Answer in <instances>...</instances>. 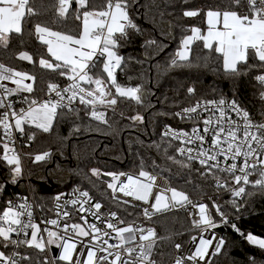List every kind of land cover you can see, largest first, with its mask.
<instances>
[{
	"label": "snow or ice",
	"instance_id": "obj_1",
	"mask_svg": "<svg viewBox=\"0 0 264 264\" xmlns=\"http://www.w3.org/2000/svg\"><path fill=\"white\" fill-rule=\"evenodd\" d=\"M52 7L59 19H66L72 11L80 22L78 35L55 31L41 22H34L33 18L41 14L34 6V0H0V47L7 49L13 35L22 38L26 26L31 24L32 31L28 34L35 36L50 58L40 56L34 59L28 51H20L17 58L31 64L38 63L42 69L58 73L70 81L63 88L49 83L46 93L49 99L41 101L23 96L22 101L27 107L17 109L11 98L21 93H33L36 76L0 63V137L8 141L3 143L2 159L12 166L13 183L23 171L20 154L10 147L15 143L16 133L25 135L27 127L50 132L61 109L79 118L75 107L77 103L87 109L86 114L92 119L108 124V114L100 110L101 107L114 110L120 100L134 101L139 105L147 97L142 86L121 85L116 77V71L122 69L125 62L118 49L123 41L130 39V33L141 32L130 15L132 7H143L140 0H104L100 6L91 4L90 0H55ZM150 7L159 5L153 3ZM182 14L189 18L203 14L206 31L197 26L190 27L189 34L182 37L170 67L191 62L193 44L199 41L209 56L218 54L225 72L239 74L242 66L248 70L256 67L264 69V0H226L223 6L186 8ZM156 43L154 39L146 41L147 46ZM99 58H103L101 74H93ZM250 59L257 63L249 64ZM256 79L264 85V74ZM5 82H10L14 87H9ZM187 92L195 95L196 89L189 87ZM53 94L54 99L51 98ZM175 116L195 123L190 130L166 127L163 136L168 138V146H172V141H178L179 146L175 151L187 162L177 160L175 156L168 159L185 168H190L191 162H197L204 168V172L200 173L202 176L211 177L217 188H227L234 198L247 195L245 186L249 184L264 189V123L253 121L250 113L235 99H199L190 107L182 108ZM131 119L143 122V116L139 114ZM75 131L78 132L79 127ZM28 139H35V133L29 134ZM49 156L50 153L44 152L34 159L43 161ZM91 173L98 178L111 177L107 188L117 204L128 205L132 202L121 199L118 194H122L124 198L148 205L142 210L147 219L185 209L189 205L197 209L193 215L198 219H193L192 224L200 230L201 235L199 238L195 235L191 237L195 248L187 255L181 253L176 256L173 264H211V258L223 250V238H217L214 231L207 237L204 235L228 223V217L220 205L213 204L210 209L208 204L193 203L187 193L174 187L158 186L157 177L144 170L143 165L135 175L101 173L96 168L91 169ZM217 173L227 174L238 187H229L228 182ZM253 175L258 178L250 180ZM157 187L160 190L153 195ZM63 195L61 193L54 197L56 218L43 221L54 228H41L35 222L33 205L27 202V198L24 203L16 205L9 202V206L0 213V264H32L30 255L19 251L9 255L2 249L23 246L44 253L53 245L62 249L56 259L65 264H157L153 259V250L158 241L166 237L158 236L154 228L145 229L135 221L124 227L119 226L124 225L125 221L115 211L101 213L103 204L93 202L88 191L77 189L71 194L74 198L62 201ZM231 203L239 209L236 199ZM68 206L79 214L80 222H72L73 212L67 210ZM213 211L220 217L219 222L213 216ZM89 216L100 221L103 227L89 222ZM232 228L240 233L235 224H232ZM126 233H132L130 240L125 238ZM241 235L251 244L264 249V238L251 233ZM21 236L23 239L19 238ZM107 238H113L118 243H109ZM78 246L81 251L77 250ZM174 247L180 252L182 245L177 243ZM37 264H49V259L45 257Z\"/></svg>",
	"mask_w": 264,
	"mask_h": 264
},
{
	"label": "trees",
	"instance_id": "obj_2",
	"mask_svg": "<svg viewBox=\"0 0 264 264\" xmlns=\"http://www.w3.org/2000/svg\"><path fill=\"white\" fill-rule=\"evenodd\" d=\"M103 2L90 0L96 6ZM225 2L140 0L143 7H132L130 15L141 32L130 33V39L123 41L122 47L118 49V54L125 58V62L122 69L117 70L116 77L121 85L142 86V91L147 93L145 102L138 105L134 101H118L114 110L108 108V124L91 120L84 106L79 105L76 106L79 118L62 109L50 132L27 127L22 145L27 181L22 173L13 183L12 166L0 155V186L3 187L0 191V213L13 198L32 192L38 206L47 214L58 191L78 187L88 189L124 216L128 208L110 201L107 183L111 177L98 178L92 175L91 169H99L101 173H138L143 165L144 170L167 177L172 186L187 193L190 199H214L226 216L240 227L241 233H253L264 238V189L252 184L248 186L247 195L238 202L237 210L231 203V193L225 188H217L210 177L202 176L200 173L203 171L199 165L191 162V167L185 168L168 159L169 156H175L177 160L185 161V157L175 151L178 143L172 141L169 147L168 138L162 135V128L168 123L183 126L182 120L175 113L199 98L232 96L256 117H264V85L256 79L264 73V69L256 67L248 70L242 66L239 74L225 72L218 54L209 56L199 41L193 45L191 62L169 66L180 47L182 37L189 34L188 29L192 26L206 29L203 14L189 18L183 16V11L186 8L223 6ZM153 3L159 7H150ZM53 4L55 0H34V6L41 13L33 18L34 22H41L55 31L78 35L80 22L75 19L72 11L66 19H59ZM31 31L32 25L29 24L22 38L13 35L7 49L0 47V62L35 75L32 97L36 98L47 92L49 83H63L67 78L42 69L38 63L31 64L17 58L20 51H28L34 59L40 56L50 58L35 36L28 34ZM151 39L157 43L147 46L146 41ZM102 60L99 58L93 74H100ZM256 63L254 59L249 60V64ZM189 87L196 89L195 95L187 92ZM137 114L143 116V122L131 119ZM77 127L78 132L75 131ZM31 133H35V139H28ZM44 152L50 153V156L43 161H35L34 157ZM153 223L160 231L159 236L166 237L158 241L157 245L158 254L165 259L172 257L175 244L186 242L192 233L188 215L180 212L157 214ZM241 233L228 229L223 237L224 248L214 256L213 264H264V249L248 242ZM29 254L32 264L44 259V254L35 249H29Z\"/></svg>",
	"mask_w": 264,
	"mask_h": 264
},
{
	"label": "built area",
	"instance_id": "obj_3",
	"mask_svg": "<svg viewBox=\"0 0 264 264\" xmlns=\"http://www.w3.org/2000/svg\"><path fill=\"white\" fill-rule=\"evenodd\" d=\"M194 44H195V43H194ZM194 44H193V45H194ZM0 63H2V62H0ZM261 74H264V73H261ZM261 74H260V75H261ZM116 75H117V71H116ZM5 83H7L9 87H14V85H12L10 82H5ZM53 83H56V84L60 85V86L63 88V87H66V86L70 83V81L67 79V81H66V82H63V83H60V82H53ZM259 83H260V82H259ZM260 84H261V83H260ZM47 89H48V87H47ZM47 92H48V90H47ZM47 92H46V93H47ZM33 93H34V92H33ZM33 93H31V94H28V93H21V94H18V95H16V96L12 97L11 99L15 101V107H16L17 109H19V108H26L27 105H26L25 103H23V101H22V97H23V96H29L30 98H35V97H32V94H33ZM46 93H45L44 95H42V96L36 97L35 99H37V100H41V101H42V100H45V99H49L50 97L47 96ZM51 98H53V99L55 98L54 94L52 95ZM223 98H224V97H223ZM199 99H203V98H199ZM199 99H197V100H199ZM211 99H218V98H211ZM225 99H227V100L235 99V100L240 104V106H241L242 108L246 109V110L250 113L251 119H252L253 121H255V122H257V123H264V117H262V118H258V117H256L255 115H253V113H251L246 107H244V106L242 105V103H241L240 101H238V99H236L235 97H232V96H225ZM197 100H196V101H197ZM193 104H194V103H193ZM191 105H192V104H191ZM191 105L184 106V107H190ZM76 106H79V104L77 103V104L75 105V107H76ZM81 106H82V105H81ZM184 107H182V108H184ZM61 110H62V109H61ZM61 110H60V111H61ZM86 110H87V109H86ZM100 110H102V111H106L107 114H108V108L105 109V108L101 107ZM180 110H181V109H180ZM180 110H178V112H179ZM88 117H89L91 120H93V121H95V122H98V121L92 119L89 115H88ZM234 118H235V117H234ZM180 120H182L183 126H173V125H171V124L168 123V125H165V126L162 128V129H163V131H162V135H163V133H164V131H165V129H166L167 126H171L173 129H184V130H190L191 127L193 126V124L195 123L194 121H188V120H184V119H180ZM24 136H25V135L21 136V135H19L18 133H16V134H15V143L12 144V145H10V147H14L15 150L17 151V153L20 154V156H21V163H22V169H23L22 173H23V175H25V177H26V181H27L28 176H26V168H25V162L23 161V150H22V148H23V147H22V145H23V139H24L23 137H24ZM166 138H167V137H166ZM7 142H8V141H7L6 139L0 137V148H1V150H0V155H1V157H2V154H3V143H7ZM174 142L178 143V145H179V142H178V141H174ZM181 157H183V156H181ZM194 163H196L197 165H199L197 162H194ZM199 166H200V165H199ZM200 167H201L202 171L204 172V168H203L202 166H200ZM127 173H131V174H133V175L137 174V173H134V172H127ZM150 173H151L152 175H154V176L157 177V181H156V183H157L158 186H163V187H165V188L174 187V186H172L171 182L167 179V177L163 176L162 174L157 173V172H155V173H154V172H150ZM237 174H239V173H237ZM217 175H219L220 178H221L222 180L227 181L229 187H238L237 185L234 184V182H232L231 178H230L227 174H224V173H217ZM257 178H258L257 175H253V176L250 177V180H255V179H257ZM121 179H124V177H121ZM210 179H211L212 181H214L211 177H210ZM248 186H251V184L245 186L246 190H247V187H248ZM77 189H79V190H81V191H88L89 194H90V196L93 198V202H100V203H102V204H103V208L101 209V213H107L108 211H115V212H117L118 216H119L121 219H123V220L125 221V224H124V225H119V226L124 227V226H127L128 223H131V222L135 221L136 224L142 226V227L145 228V229H147V228H154V229L156 230L158 236H159L160 231L158 230V228L156 227V225L153 223V220H154V218L156 217V215L153 216L152 219H147V218L143 215L142 210H143L144 207H148V205L144 204L143 202H140V201H134V200H132V198H124V197H122V194H118V195H121V199H128V200L132 201V202H131L130 204H128V205H123V204H121V205L126 206V207L128 208V210L125 211V215H124L126 218L129 217L128 220H126V218L121 214V212H120L119 210H117L115 207H111V206H110V203L104 201L102 198H97L92 192H90V191H89L88 189H86V188L83 189V188H78V187H72V188L67 189V190L65 189V190L58 191V192L56 193L55 196H57L58 194L63 193L64 195L62 196V201H63V200H66V199H72V198H74V197H73L71 194H72L75 190H77ZM109 190H110V189H109ZM159 190H160L159 187L154 188V190H153V195H155L156 192L159 191ZM225 190L228 191L227 188H225ZM228 192H229V191H228ZM229 193H230V192H229ZM169 195H170V193H169ZM231 196H232V195H231ZM25 198H27V202H28L29 204H32V205H33V209H32V210H33V218H34L35 222H36V223H39V224L41 225V228H44V227L54 228V226H52V225H46V224L43 223V221L51 220V219L56 218V211H55V209H54V199H53V203H52L53 206H51L50 212L47 213V214H45V212L41 209V207L38 206V204L36 203L35 197H34V195H33L32 192L29 193V194H27V195H21V196H19V197H17V198H13V200H10L9 202H11L12 205H16V204H19V203H24V202H25ZM232 198H233V199H236V200L239 202V201H242V198H243V197H242V198H234V197L232 196ZM191 200H192L193 203H195V204H199V203H205V204H208L209 207H210V209L212 208L213 204H216L215 200H214V199H211V198H207V199L199 198V199H191ZM110 201H111L112 204H113V203H116V202L112 199V192H111V190H110ZM9 202H8V206H9ZM67 210L70 211V212H73L72 222H80V220H79V214L75 213V212L73 211V209H72L71 206H68ZM169 212H180V213H183V214H187V215H188V218H189L190 229L192 230V233H191V235L189 236V238L186 240V242H184V243H179V244L182 245V248H181L180 252H177V250H176L175 247H174V252H173V254H172V257H170L169 259H165L164 257L160 256V254H158V252H157V247H156V248L153 250V259L156 260L157 264H173L174 258H175L176 256L180 255L181 253H183L184 255H187V254L189 253L190 250H193V249L195 248V245L192 243L191 237L195 235V236H197V237L199 238V236L201 235L200 230L197 229V228H195L194 225L192 224V220H193V219H198L197 216H194V215H193L194 213L197 212V209H196V208H192V207L189 205V206H187L185 209L173 210V211H169ZM212 214H213V216L216 218L217 222H219L220 217H219L214 211H213ZM89 222H95V223H97L98 226L103 227V225L100 223V221H96L94 217L89 216ZM232 224H235V225L237 226L236 222L233 221V220H231L230 217H228V223H227V224H221V226H220V227H223V228L226 229V231H225L224 233H222V232L220 231V227H218V228H216L215 230H210L208 233H205L204 235L207 237V236L211 235V232H212V231H214L215 234H216V236H217V238H223L224 235L226 234V232L228 231V229H231V230H233L235 233H238V232H236V231L232 228ZM237 227H238V226H237ZM238 228L240 229V227H238ZM54 230H55V229H54ZM109 231H110V230H109ZM240 233H241V231H240ZM240 233H238V234H240ZM248 234H249V233H248ZM251 234H253V233H251ZM253 235H254V234H253ZM113 236H115L114 233H113ZM257 236H258V235H257ZM131 237H132V233H126V234H125V238H126V239H129V240H130ZM258 237H260V236H258ZM19 238H20V239H23L22 236L19 237ZM261 238H263V237H261ZM107 239H109V243H112V244H116V243H118V241L115 240V239H113V238H107ZM223 239H224V238H223ZM137 241H138V236H137ZM214 243H215V241H214ZM157 245H158V244H157ZM2 250H5V251L7 252V254H9V255H11V253H12L13 251H19V252H21V253H23V254L30 255V254H29V248H26V247H23V246H21V247L18 248V249H17V248H9V249H2ZM77 250H78V251H81L82 249L78 246V249H77ZM61 251H62V249H59V248H57V247H55V246L53 245V246H49V250L46 251V252H44V253H42V254H44V258L47 257V258L49 259V264H58V263H64V264H65V262H63V261H59L58 259H56V258L60 255V252H61ZM77 258H79V257H77ZM214 259H215V257H212V258H211V264H213ZM225 264H234V263L229 262V263H225Z\"/></svg>",
	"mask_w": 264,
	"mask_h": 264
},
{
	"label": "water",
	"instance_id": "obj_4",
	"mask_svg": "<svg viewBox=\"0 0 264 264\" xmlns=\"http://www.w3.org/2000/svg\"><path fill=\"white\" fill-rule=\"evenodd\" d=\"M107 179H109L110 177H107V176H105ZM220 231L222 232V233H224L225 231H226V229L225 228H223V227H220Z\"/></svg>",
	"mask_w": 264,
	"mask_h": 264
},
{
	"label": "rangeland",
	"instance_id": "obj_5",
	"mask_svg": "<svg viewBox=\"0 0 264 264\" xmlns=\"http://www.w3.org/2000/svg\"><path fill=\"white\" fill-rule=\"evenodd\" d=\"M24 72H25V71H24ZM100 74H101V73H100ZM109 181H110V180H109ZM109 181H108V182H109ZM174 188H175V187H174ZM176 189L179 190L178 188H176ZM179 191H180V190H179ZM6 208H7V207H6ZM4 210H5V209H4Z\"/></svg>",
	"mask_w": 264,
	"mask_h": 264
},
{
	"label": "crops",
	"instance_id": "obj_6",
	"mask_svg": "<svg viewBox=\"0 0 264 264\" xmlns=\"http://www.w3.org/2000/svg\"><path fill=\"white\" fill-rule=\"evenodd\" d=\"M206 28V27H205ZM205 31H206V29H205Z\"/></svg>",
	"mask_w": 264,
	"mask_h": 264
}]
</instances>
